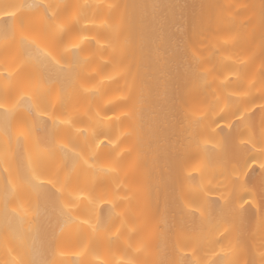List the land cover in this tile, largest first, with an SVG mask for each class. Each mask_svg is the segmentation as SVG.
Wrapping results in <instances>:
<instances>
[{
    "label": "snow or ice",
    "instance_id": "obj_1",
    "mask_svg": "<svg viewBox=\"0 0 264 264\" xmlns=\"http://www.w3.org/2000/svg\"><path fill=\"white\" fill-rule=\"evenodd\" d=\"M184 6L183 0H47L41 4H13L7 21L0 16V34L4 37L0 41V65L9 69L0 75V80L6 82L0 83V133L10 142L15 138L18 146L31 141L37 129L43 133L36 140L37 150L18 172L17 181L3 179L0 183V244L5 253L0 264H36L31 258L34 229L31 225L24 229L25 218L18 215V209L27 211L31 205L33 191L29 186L68 226L65 233L49 242L51 259L42 264H66L62 257L67 255L65 247L69 244L84 250L82 264H92L87 259L89 254L103 256L102 264H257L249 256L244 221L246 205L250 206L252 200L258 199L264 209V92L259 105L251 94V80L233 93L249 104L243 109L239 100L229 105L236 123L227 127L236 131L244 125L249 132L238 144L233 132L224 133L220 125L224 114L211 124H205L207 116L194 118L199 111L197 106L208 102V93L201 89L212 88L215 81L209 83V77L222 75V68H228L241 81L247 79L245 29L255 21L240 23L237 5H215L211 23L217 27L198 28L185 41L182 75L200 87L190 90L188 98L177 101L181 115L173 125L174 141L163 146L146 142L154 126L148 125L146 132L142 113L156 101L167 99L173 78L171 62L177 54L166 46L165 26L170 13ZM40 8L42 13L34 10ZM89 9L91 18L86 15ZM101 18L102 23L97 25L96 20ZM17 28L18 39L14 35ZM259 29L264 48V10ZM84 31L95 33L91 40H85L94 41L96 49H86L81 41ZM209 41H215L223 50L238 49L237 63L208 67L211 62L203 58L197 45ZM130 42L137 46L142 64L152 73L139 86L135 81L129 84L127 74L120 71ZM109 50L112 60L101 71L114 64L115 75L109 79L117 85L123 79V88L117 87L116 91H127V95L119 100L118 106L123 109L120 116L107 114L114 113L117 107L109 102L100 118V113H94L86 102L89 97L100 96L96 81L99 73L91 69L97 53ZM260 83L264 88V71L260 73ZM211 95L214 97L215 93ZM218 107L216 103L209 104V111L216 112ZM44 116L49 119H39ZM125 121L127 127L119 130L117 125L123 126ZM88 128L92 130L90 135ZM238 149L247 158L233 171L247 176L245 170L258 162L260 178L258 184L248 180L241 183L239 176L232 179L234 195L226 203L209 200L203 190L185 187L183 181L173 190L180 219L158 216L151 198L141 200L149 162L153 169L160 167L162 172L182 175L202 158L230 163L236 159ZM162 154L165 159L161 165ZM4 158L7 159V151ZM41 176L48 179L41 180ZM186 179L194 181L196 177L189 175ZM241 190L244 195L237 199L235 194ZM12 201L16 202L14 208L10 207ZM98 204L109 206L107 216L97 213ZM187 217L198 219L206 228L188 230L184 222ZM260 229L258 251L260 264H264V212Z\"/></svg>",
    "mask_w": 264,
    "mask_h": 264
},
{
    "label": "bare ground",
    "instance_id": "obj_2",
    "mask_svg": "<svg viewBox=\"0 0 264 264\" xmlns=\"http://www.w3.org/2000/svg\"><path fill=\"white\" fill-rule=\"evenodd\" d=\"M185 1V2H184ZM196 1V0H195ZM193 1V2H195ZM201 2H206L208 6L210 5L208 0H200ZM212 1V0H211ZM218 1V0H216ZM223 1V2H222ZM231 0H220L219 4H230ZM238 1V2H237ZM243 3L239 0H236V2L243 5L242 11H246L250 9V11L246 12L242 16L245 18L249 17V13L251 14L249 19L255 20V22L260 21L261 15H259V10L264 9L263 4L260 6V0H257V8L261 7L259 10L256 8L254 11L255 6H251L250 0H242ZM35 2L36 4L46 3L47 0H0V16H3L5 21L8 20V13L13 10V4H32ZM74 2L79 3H95V0H74ZM105 2H112V0H105ZM193 2L191 0H183L184 3V9L187 12L189 11L190 15L193 13V11L197 8L194 6ZM227 2V3H226ZM186 3V4H185ZM197 3V1H196ZM195 3V4H196ZM216 2H214V5ZM252 3V4H253ZM264 3V2H263ZM203 4V3H202ZM205 4V3H204ZM213 5V4H212ZM188 8H187V7ZM198 6V5H197ZM194 7V8H193ZM210 7V6H209ZM254 7V8H253ZM190 8V9H189ZM200 8V7H199ZM198 8V9H199ZM207 8V7H206ZM205 8V9H206ZM253 8V9H252ZM189 9V10H188ZM208 9V8H207ZM206 9V10H207ZM211 9V8H210ZM209 9V10H210ZM213 9V8H212ZM239 9V7H238ZM35 11H39L40 13L43 12V8L40 9H34ZM179 8L177 9V11ZM192 10V12L190 11ZM197 10V9H196ZM195 10V11H196ZM208 10V11H209ZM215 10V8H214ZM252 10V11H251ZM176 10L170 13V19L168 23L165 26L166 31V39H167V47L169 51L175 49L176 55L173 57L171 62V68L173 71V78L170 80L168 85V95L167 99L156 101L153 103L151 108L145 109L142 113L143 122L145 124L146 132H148V125H153V129L151 132H149V135L146 137V142L148 140H151L153 143V146H155L156 143H159L161 146L165 144V142H173L175 139L174 136V128L173 125L175 123V120L181 115L179 111V106L177 104V101L180 99H186L188 98V93L190 90L200 87L198 85H194L190 83L189 81L185 80L183 78L182 72L184 68V57L182 55V47H184V43L189 37L186 39V36H189L188 33V25H183L186 28V31L184 29H181L180 25L182 19L178 14ZM186 15L188 14L185 12ZM179 12V11H178ZM198 12V11H196ZM203 13H206V11H202ZM212 11H210L211 13ZM215 12V11H214ZM255 12L257 13V17H251L252 15H255ZM199 13V12H198ZM92 10L89 9L86 11V15L90 18L92 17ZM195 14V12H194ZM200 14V13H199ZM215 14V13H214ZM261 14V12H260ZM185 15V14H184ZM185 15V16H186ZM197 15V14H196ZM212 15V14H211ZM211 15H209L211 17ZM259 15V16H258ZM184 16V17H185ZM198 16V15H197ZM214 16V15H213ZM212 16V18H213ZM256 16V15H255ZM189 17V15H188ZM194 17H196L194 15ZM199 17V16H198ZM211 18V19H212ZM255 18V19H254ZM102 19L96 20L97 25L102 23ZM185 19V18H184ZM203 19V18H202ZM180 20V25L176 24ZM190 20V18H189ZM195 20V18H194ZM193 20V21H194ZM200 18L198 19V24H200ZM185 22H188L187 19L184 20ZM247 21V19L245 20ZM88 21H85L84 23H87ZM190 22V21H189ZM188 22V23H189ZM195 22V21H194ZM204 22V19H203ZM193 23V22H192ZM196 23V22H195ZM209 23V20H208ZM208 23H205L207 26ZM242 23V22H240ZM180 26L177 28V26ZM192 25V24H191ZM215 26V24H213ZM255 25V26H254ZM254 25H250V32L249 35L253 34L254 28H259L256 23ZM176 26V27H175ZM201 27V25H199ZM198 26V28H200ZM204 25L202 28H207ZM212 26V25H211ZM257 26V27H256ZM193 27V26H191ZM209 27V25H208ZM216 28V26H215ZM214 27L212 29H215ZM178 29V30H177ZM181 29V31H180ZM190 29V27H189ZM246 30V29H245ZM255 31L257 29H254ZM192 31V29L190 30ZM189 31V32H190ZM195 31V30H194ZM193 31V32H194ZM254 31V33H255ZM184 32V33H183ZM188 34H185V33ZM193 32L191 34H193ZM260 31H257L255 33L256 35L259 34V37L262 35L258 33ZM184 34L186 36H184ZM251 34V35H252ZM254 34V36H255ZM15 37L19 38V29L17 28L14 32ZM95 35L94 32L84 31L81 36V41L85 43L86 49H96L97 45L93 41L91 43H88L85 40V37L88 38V40H91V37ZM248 35V33H247ZM192 36V35H191ZM257 37V38H259ZM255 38V39H257ZM261 38V37H260ZM4 37L2 34H0V41H3ZM249 39V38H248ZM253 41V40H252ZM9 42H11V38H9ZM103 43V41H101ZM250 42V39L248 40ZM255 42V41H254ZM260 42L262 45V39H260ZM252 42L248 43L251 44ZM211 44V43H210ZM258 44V42H257ZM202 46L204 44H201ZM200 45V49L203 50L209 46L208 44H205L203 47ZM218 45V44H216ZM247 45V44H246ZM219 46V45H218ZM253 46V45H252ZM256 46V45H255ZM198 47V46H197ZM254 47V46H253ZM182 48V49H181ZM215 48V47H214ZM247 48V46H246ZM250 48V47H249ZM247 48V51L248 49ZM219 49V47H218ZM252 49V48H250ZM256 49V53L254 50ZM214 50V49H213ZM259 50V52L257 51ZM220 51V50H219ZM231 51V49H230ZM229 51V52H230ZM234 51V50H233ZM251 51V50H250ZM254 57L251 58L253 54H248L247 58L249 60L246 61V63L249 64L248 68V76L246 80L241 81L238 78V74H233L229 71L228 68H225V70L222 68V75H216L209 77V83H212L211 89H201L202 91H206L208 93L207 98L209 97L208 104L216 103L218 104V110L216 112H210L209 106L206 107V110H204L202 113H195V119H200L205 116H207V119L205 120V124H211L212 120H216L219 118L221 114L225 115V119L220 121L221 127L224 129V133H228L230 131L233 132L234 136L236 137V143H239L240 138H247L249 135L248 130L244 125H239L238 130L234 131L232 129H229L227 127L228 124H235L236 118L231 115V109L229 105L232 101L239 100L240 101V107L243 109L245 107H248L249 104L247 101L243 100L237 95H233L234 92H237L238 89L242 86H247L248 81H252V87H251V94L252 96L260 97V94L263 90L260 89L261 83H260V73L261 71H264V68H262V64H264V48L256 47L252 49ZM206 50L203 58L207 56ZM214 52V51H213ZM216 52V50H215ZM214 52V53H215ZM228 52V53H229ZM232 52V51H231ZM235 52V51H234ZM260 52H262L260 54ZM222 53V52H221ZM236 53V52H235ZM87 54V53H86ZM227 56L219 59L212 60L211 57H206L211 59V61L207 66L211 67L212 64H217L220 66L223 65H230L234 66L237 62L228 57L227 52L225 53ZM199 55V53H197ZM206 55V56H205ZM235 55V54H234ZM237 55V54H236ZM259 55L260 57L258 59H255L256 56ZM213 56V55H212ZM230 56V54H229ZM214 57V56H213ZM221 57V56H220ZM258 57V56H257ZM262 57V59H261ZM237 58V57H236ZM254 59V62L251 60ZM112 60V53L111 50H109L107 53L101 54L100 52L97 53L96 56V63L92 67V71L98 72L99 74L96 76L97 88L100 91V96L97 98L89 97L87 100V104L91 105L93 112H99L100 118H103L105 115V106L109 105V102H111L112 105H117L115 108V112L108 111V115H115L120 116L121 111L123 110L122 107L119 105V100L127 95V91L125 92H117V87L123 88L125 81L121 79L119 81V84L113 83L109 77L115 75L113 72L114 64H110L107 68H104L103 71H101V67ZM219 60L218 62H216ZM6 71H9V69L5 68L4 66L0 65V75H3ZM121 72L127 74L128 83L131 84L133 81L137 84V86L140 85L141 80L145 78H150L152 73L151 70L147 67H145L140 59V54L137 46L133 43H129L127 51L124 56V66L120 70ZM231 75V76H230ZM0 83H6L2 80H0ZM255 84V86H254ZM259 84L260 87L257 88V85ZM264 91V90H263ZM215 93V96L213 97L211 93ZM107 93V94H105ZM259 95V96H257ZM260 103V100L258 99ZM257 102V103H258ZM256 103V105H257ZM201 105V104H200ZM199 109L200 106H197ZM3 110H0V121L3 119ZM199 112V111H197ZM204 113V114H203ZM202 115V117L199 116ZM39 119L48 120V116L40 117ZM57 119H63V117H57ZM124 118L121 117V120ZM257 123L259 121V113H257L256 117ZM108 122L105 120V128H107ZM15 127V126H14ZM83 127V126H80ZM127 127V122L125 121L123 126L117 125V128L119 130H123ZM201 127H204V125H201ZM212 128L216 129L215 125H212ZM91 128H88V134H91ZM216 131H219V129H216ZM259 128L256 129V134L258 135ZM42 131L37 129L33 133V139L31 141H24L22 145H17L15 138L10 142L7 136H4L2 133H0V183L3 182V179H10L13 182L17 181L18 178V172L21 170L22 167L27 165L29 158L32 153H34L37 150V143L36 140L42 135ZM223 134V133H222ZM71 147V145H69ZM122 147H126V145H122ZM7 151V159L4 158V152ZM256 151H259V147H257ZM231 153H229V159H231ZM247 158L246 154L241 153V150H237V156L236 159L231 160L230 163L227 164H221L218 161L212 160V161H206L203 158L201 160H198L196 163H194V166H196L197 171L199 172V175L195 172L197 178L194 181L186 179L189 175L194 176L195 170H193V165L189 168H187L182 175H177L175 172H168V171H161L160 167H156L153 169L151 162H149L148 168L145 170V174L143 177V188L140 193L141 200H147L148 198H151L153 211L158 216H167V217H176L177 219H180V210L176 207L175 202L173 200V190L179 185L181 181H183L185 187L188 188H200L203 190V194L211 201L213 202H219V204L226 203L229 199H231L234 195L233 193V184L232 179L239 176L241 183H244L245 180H248L249 183H255L258 184L260 173L257 169V172L255 173V169H252L251 172L248 173L247 176L240 175L239 171H233V169H238L242 166L243 160ZM165 159V156L162 154L161 157V165L163 164V161ZM239 161V163H237ZM199 163L201 165H199ZM197 164V165H196ZM253 168L252 166H250ZM8 168V171L5 172L4 169ZM258 168V167H257ZM246 171V170H245ZM249 171V170H248ZM192 173V174H191ZM194 174V175H193ZM41 180H47V176H41ZM198 184H196V183ZM29 189L33 191L32 195V202L30 206H27V211L24 209H18V215L25 218V222L23 224L24 229H28L31 225L34 229V247L32 249V255L31 258L36 261V264H42L43 261L51 259V255L48 251V245L49 242L53 239V237H59L63 233H65L68 230V226H66L63 222V220L57 215L55 209L50 205L45 203L39 195V192L35 189H32L31 186H29ZM236 198L238 199L240 195H244V192L241 190L237 192ZM16 206V202L12 201L10 204V207L14 208ZM248 207V211L246 214V218L244 221L245 224V240L249 246V256L251 258H254L257 261V264H260V256H259V244L261 242V229H260V218L262 212H264V209L261 208L258 199L252 200V203L250 206L246 205ZM109 211V206L98 204L97 206V213L102 214L104 216H107ZM39 214L37 215V213ZM94 222V220H93ZM185 226L188 230L193 229H203L206 228V226L201 225L199 220L194 217H187L185 218ZM0 227H2V224H0ZM217 249L219 248V245L216 246ZM65 251L67 252V255L62 257V259L65 260L66 264H82V261H84V250H82L80 247H78L75 244H69L65 247ZM79 252L80 255H76V253ZM5 255L3 245L0 244V257H3ZM87 259L92 262V264H102V261L104 259L103 256H97L94 254H89L87 256Z\"/></svg>",
    "mask_w": 264,
    "mask_h": 264
},
{
    "label": "rangeland",
    "instance_id": "obj_3",
    "mask_svg": "<svg viewBox=\"0 0 264 264\" xmlns=\"http://www.w3.org/2000/svg\"><path fill=\"white\" fill-rule=\"evenodd\" d=\"M186 1H187V0H186ZM191 1L193 2V1H195V0H191ZM196 1H197V3H196ZM196 1L193 2V4H194L195 7H197V8H196L197 10H196V9H195V10L198 11L200 14L194 10L193 13H191V15H190L189 11H188V12H187V10L185 11L184 8L179 9V10H178L179 12H178L177 9H176L177 12H175V13L181 14V15H179V16L182 18V19H180V20H181V23H182L181 25L179 24V23H180V20H178L179 22L176 23V24L180 25L181 27H180V26H177V25L175 24V25L177 26V28L180 27L181 29H184L185 31H186V28H188V33H189L190 35L186 32L185 34H188V35H189V36H186V35L184 34V36H186V39H187L188 37H191V35H193V34H191V33H192L194 30H197L199 25H201V27L199 26L200 28H202L203 25L205 26V25H206L205 23H208V20H209V23H208L207 26H205V27L208 28V25H209V27H211V28L214 27V28H215V26H216V25H215V26L213 25L214 23H211V21H212L211 18H212V16H213L214 13H215L214 11L216 10V9L214 10V8H215L214 2H216L215 4H219L220 0H218V1H216V0H212V1H211V0H208V2H209V4H210V5H209L210 7L208 6L207 1H206V2H204V1L201 2L200 0H196ZM226 1H228V0H226ZM239 1H240V3H241V2L243 3L242 0H239ZM245 1H247V0H245ZM252 1H254L256 4H254ZM260 1H261L260 3H259V1H258V3L260 4V6H261V4L264 5V3L262 2V0H260ZM184 2H185V1H184ZM222 2H223V1H222ZM237 2H238V1H237ZM237 2H236V0H231V1H230V4L237 5V6L239 7L238 10L241 12V16L238 18V20H239V22H242V23H243V22H245L246 19L248 20V18L250 17L251 14L249 13V17H247V18H245V19H244V17H243L242 15L245 14L248 10L250 11L251 8L248 9V10H246V11H242V9H243V5L240 4V3L238 4ZM247 2H248V1H247ZM250 2L253 3V4L251 3V6H255V8L253 7V8H254V11H255V9L257 8V5H258L257 0H250ZM195 3H196V4H195ZM202 3H203V4H202ZM204 3H205V4H204ZM226 3H227V2H226ZM185 4H186V3H185ZM212 4H213V5H212ZM220 4H221V3H220ZM197 5H198V6H197ZM241 6H242V7H241ZM186 7H187V6H186ZM199 7H200V8H199ZM206 7H207L208 9H207ZM187 8H188V7H187ZM193 8H194V7H193ZM198 8H199V9H198ZM205 8H206L207 10H206ZM210 8H211V9H210ZM212 8H213V9H212ZM253 8H252V9H253ZM260 8H261V7H259V9H260ZM263 8H264V6H263ZM189 9H190V8H189ZM189 9H188V10H189ZM209 9H210V10H209ZM257 9H258V8H257ZM259 9H258V10H259ZM208 10H209V11H208ZM263 10H264V9H263ZM184 11L187 12L188 14L186 15V13H184ZM190 11L192 12V10H190ZM202 11H204V12L206 11V13H203ZM210 11H212V12L210 13ZM249 11H248V12H249ZM251 11H252V10H251ZM194 12H195V14H194ZM260 12H262V9L259 10V12H258L259 15H261ZM242 13H243V14H242ZM184 14H185L186 16H185ZM196 14H197L199 17H198ZM211 14H212V15H211ZM188 15H189V17H188ZM194 15H195L196 17H194ZM209 15H211V17H210ZM245 15H246V14H245ZM255 15H256V16H255ZM255 15H252L251 17H252V18H253V17H257V13H256V12H255ZM259 15H258V16H259ZM184 16H185V17H184ZM184 18H185V19H184ZM189 18H190V20H189ZM194 18H195V20H194ZM199 18L201 19V20H200V24L197 25V23L199 22V21H198ZM202 18L204 19V22H203V19H202ZM186 19H187L188 22H189V21H190V22H189V23H188V22H185L184 20H186ZM254 19H255V18H254ZM257 19H259V18L257 17ZM193 20H194L196 23H195ZM259 20H260V19H259ZM254 21H255V20H254ZM192 22H193V23H192ZM255 23H256L257 25H259V21H258V22L256 21ZM191 24H192V25H191ZM183 25H184V26H185V25H188V27L185 26L186 28H182V27H184ZM211 25H212V26H211ZM253 25H254V24H252V26H253ZM176 26H175V27H176ZM191 26H193V27H191ZM252 26H251V28L253 29V30H252V31H253V34H252V32H251L252 35H251V34L249 35V32H250V30H251V29H249L250 26H248L249 28L247 27V29L245 30L246 33H248L247 37L250 39V42H252V43H251V44H248V43H250V42H248L249 39H247V43H246L247 45H245V47L247 46V48L250 47V48H252V49H253V48H256V47H259V49H260V48L262 47V45H260V44H261V42H260V39H261L260 37H261V36L259 37V34H258V35L255 34V33H257V31H260V29H259V28H255V27L253 28ZM254 26H255V25H254ZM189 27H190V29H189ZM216 27H217V26H216ZM256 27H257V26H256ZM258 27H259V26H258ZM203 28H204V27H203ZM181 29H180V31H181ZM191 29H192V31H190ZM254 29H257V30L255 31ZM177 30H178V29H177ZM213 30H214V29H213ZM189 31H190L191 33H190ZM254 31H255V33H254ZM183 33H184V32H183ZM193 33H194V32H193ZM258 33L261 34V32H258ZM254 34H255V36H254ZM257 37H259V38H257ZM255 38H257V39H255ZM187 40H188V39H187ZM252 40H253V41H252ZM254 41H255V42H254ZM257 42H258V44H257ZM210 43H211V44H210ZM216 44H217V43H216L215 41H209V43H208L209 46H206V45L204 44L205 47H207V49L205 48V49L203 50V49L201 48L202 53L205 52V50H206V51H207V52H206L207 56L205 55L206 57H211L212 60H214L215 58H216V59L222 58V59L224 60V59H225L224 57L227 56L225 53L227 52L228 57H230L231 59L234 58V59H235V60L233 59L234 61L237 60V58H236L237 55H236V54H237L238 51H239L238 49H237V50H234V51L236 52V53H235L231 48H230V49H231L232 52L230 51V49H229V50H223V49L220 48V45H219V44H218L219 46L216 45ZM200 45H201V44H200ZM200 45H197L198 48L200 47ZM204 45H203V46H204ZM252 45H253L254 47H253ZM255 45H256V46H255ZM201 46H202V45H201ZM203 46H202V47H203ZM214 47H215V48H214ZM218 47H219V49H218ZM182 48H183V47H182ZM182 48H181V49H182ZM247 48H246V49H247ZM250 48H249L248 51L246 52V56H248V54H251V53L253 54V51H252V49H250ZM213 49H214V50H213ZM182 50H183V49H182ZM215 50H216V52H215ZM219 50H220V51H219ZM250 50H251V51H250ZM213 51H214L215 53H214ZM229 51H230V52H229ZM257 51L259 52V50H257ZM221 52H222V53H221ZM228 52H229V53H228ZM254 52H255V54H257V53H256V49L254 50ZM261 53H262V52H260V54H261ZM204 54H205V53H203V55H204ZM229 54H230V56H229ZM234 54H235V55H234ZM199 55H200V53H199ZM212 55H213L214 57H213ZM261 55H262V54H261ZM218 56H219V58H218ZM220 56H221V57H220ZM255 56H256L255 59H258V58L260 57L259 55H255ZM257 56H258V57H257ZM206 57H204V59H207ZM248 57H249V56H248ZM250 57L253 58V57H254V54H253L252 56H250ZM263 57H264V56H263ZM213 58H214V59H213ZM226 58H227V57H226ZM211 59L208 58V60H210V61H211ZM216 59H215V60H216ZM261 59H262V57H261ZM247 60H249V59L247 58ZM247 60H246V61H247ZM218 61H219V60H217L216 62H218ZM251 61L254 62V59L251 60ZM211 62H214V61H211ZM236 62H237V61H236ZM224 70H225V68H224ZM227 70H228V69H227ZM227 70H225V72H226ZM227 72H228V74H230L229 71H227ZM230 76H231V75H230ZM254 86H255V84H254ZM255 87H256V86H255ZM258 87H260L259 84L257 85V88H258ZM260 89L262 90V87H261ZM263 90H264V88H263ZM263 90H262V92H264ZM262 92H261V93H262ZM258 94L261 95V94H260V90H259V93H258ZM259 95H257V96H259ZM258 99H259V97H258ZM258 99H257V100H258ZM208 100H209V97L207 98V101H208ZM257 102H258V101H256V103H257ZM257 105H259V102L257 103ZM199 106H200V108H202V109H199V112H196V114H198V113L200 114V113H202L204 110H206V107L209 106V104H208V102H207V103H202V104L199 105ZM207 108H208V107H207ZM203 114H204V113H203ZM197 116H199V115H197ZM199 117H202V115L199 116ZM200 119H201V118H200ZM196 165H197V164H196ZM199 165H201V164L199 163ZM252 167H253V168L249 167L248 169H246V172H247V173H253V172H251V170L256 168V169H255V170H256L255 173H256V172H257V169L259 170L258 162H257L256 165H254V166H252ZM257 167H258V168H257ZM193 168H194L193 170H195V171H193L194 174H195V172H196V173L199 175V172L197 171L196 166H194V164H193ZM248 170H249V171H248ZM252 171H253V170H252ZM257 173H260V170H259V172H257ZM191 174H192V173H191ZM194 174H193V175H194ZM198 175H197V176H198ZM191 176H192V175H191ZM194 176L197 178L196 174H195ZM195 183H196V182H195ZM196 184H197V183H196ZM197 185H198V184H197ZM196 188H198V187H196ZM198 189H200V188H198Z\"/></svg>",
    "mask_w": 264,
    "mask_h": 264
}]
</instances>
